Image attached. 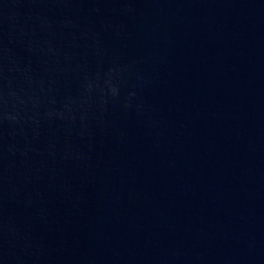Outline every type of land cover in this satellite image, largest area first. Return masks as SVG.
<instances>
[{"label": "water", "instance_id": "95a60500", "mask_svg": "<svg viewBox=\"0 0 264 264\" xmlns=\"http://www.w3.org/2000/svg\"><path fill=\"white\" fill-rule=\"evenodd\" d=\"M0 264H264V0H0Z\"/></svg>", "mask_w": 264, "mask_h": 264}]
</instances>
